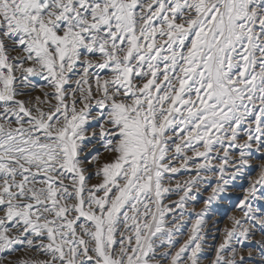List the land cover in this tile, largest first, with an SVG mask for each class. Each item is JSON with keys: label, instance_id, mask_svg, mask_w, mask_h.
I'll return each mask as SVG.
<instances>
[{"label": "snow or ice", "instance_id": "obj_1", "mask_svg": "<svg viewBox=\"0 0 264 264\" xmlns=\"http://www.w3.org/2000/svg\"><path fill=\"white\" fill-rule=\"evenodd\" d=\"M205 260L264 264V0H0V264Z\"/></svg>", "mask_w": 264, "mask_h": 264}, {"label": "rangeland", "instance_id": "obj_2", "mask_svg": "<svg viewBox=\"0 0 264 264\" xmlns=\"http://www.w3.org/2000/svg\"><path fill=\"white\" fill-rule=\"evenodd\" d=\"M254 175V174H253ZM211 179V177H209ZM244 183V181H238L237 184ZM240 194L239 190H235L231 192L229 195L232 196V200L230 202H224L223 204H220L214 208L213 211L207 214L205 217L206 224L204 227V235L206 238V244L208 246H211L214 243H218V241L214 240L213 237L217 235V228H223L227 223V217L228 215L234 214L232 212V205L235 203V197ZM209 195L208 192H201L200 197L201 199H206ZM192 207L195 208L196 212H199L203 208V203L194 204ZM204 264H207V260L204 261Z\"/></svg>", "mask_w": 264, "mask_h": 264}]
</instances>
